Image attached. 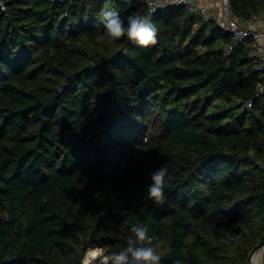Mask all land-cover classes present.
Wrapping results in <instances>:
<instances>
[{"label":"trees","instance_id":"16d2710c","mask_svg":"<svg viewBox=\"0 0 264 264\" xmlns=\"http://www.w3.org/2000/svg\"><path fill=\"white\" fill-rule=\"evenodd\" d=\"M0 264H80L146 224L160 264H250L264 233V96L248 44L187 6L157 43L100 42L105 0H2ZM127 24L140 0H112ZM250 18L264 0H231ZM251 102L252 106L246 103ZM146 138L147 142H144ZM167 165L165 199L147 197Z\"/></svg>","mask_w":264,"mask_h":264},{"label":"clouds","instance_id":"9594fccd","mask_svg":"<svg viewBox=\"0 0 264 264\" xmlns=\"http://www.w3.org/2000/svg\"><path fill=\"white\" fill-rule=\"evenodd\" d=\"M99 15L104 31L96 33L97 41L107 40L111 44L127 38L141 47L157 43L158 30L150 16L130 15L125 24L119 12L112 6V0H105ZM144 142H147L146 138ZM149 176L151 183L147 187V197L155 203H160L165 199V187L168 183L167 165H161ZM130 231L133 235L126 237V246L118 252L104 254L100 248H90L84 253L80 264H160L162 257L168 254L160 239L150 236L148 226L143 223L133 224ZM174 264L180 262L175 261Z\"/></svg>","mask_w":264,"mask_h":264},{"label":"built area","instance_id":"2783aa9c","mask_svg":"<svg viewBox=\"0 0 264 264\" xmlns=\"http://www.w3.org/2000/svg\"><path fill=\"white\" fill-rule=\"evenodd\" d=\"M64 1V0H60ZM147 8V16H151L158 10L168 9L172 6L184 5L191 11L199 14L204 22H214L224 31L230 34V40L223 45L225 54L230 53L236 45L248 44L247 56L257 63V70L260 72V81L257 87V96H264V27L250 26L259 20H264V6L259 13H253L250 18L236 15L231 6V0H215V5L210 6L207 0H140ZM1 8L5 9L4 3L0 0ZM252 106L251 102L246 103ZM258 164L264 174V160ZM100 248V247H98ZM102 249V248H100ZM262 250V261L263 253Z\"/></svg>","mask_w":264,"mask_h":264},{"label":"water","instance_id":"95a60500","mask_svg":"<svg viewBox=\"0 0 264 264\" xmlns=\"http://www.w3.org/2000/svg\"><path fill=\"white\" fill-rule=\"evenodd\" d=\"M263 249H264V233H263L259 243L256 245V247L254 248L253 252L251 253L250 264H255L254 263V257L256 256L257 253L262 252Z\"/></svg>","mask_w":264,"mask_h":264},{"label":"rangeland","instance_id":"374dc122","mask_svg":"<svg viewBox=\"0 0 264 264\" xmlns=\"http://www.w3.org/2000/svg\"><path fill=\"white\" fill-rule=\"evenodd\" d=\"M207 1H208V3L215 2V0H207ZM95 248H98V247H95ZM103 253L107 254L104 250H103ZM254 263L255 264H264V254H263V261H262V252H259L256 254L255 259H254Z\"/></svg>","mask_w":264,"mask_h":264},{"label":"crops","instance_id":"0c3cea01","mask_svg":"<svg viewBox=\"0 0 264 264\" xmlns=\"http://www.w3.org/2000/svg\"><path fill=\"white\" fill-rule=\"evenodd\" d=\"M216 3L215 2H211L209 3L210 6H214ZM250 26H254V27H258V28H263L264 27V20H259L257 22L254 23H249ZM255 259V257H254Z\"/></svg>","mask_w":264,"mask_h":264}]
</instances>
